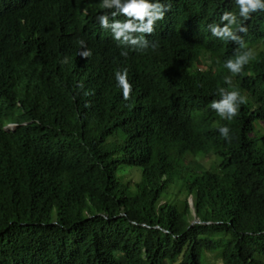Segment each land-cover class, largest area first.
Segmentation results:
<instances>
[{"label":"trees","instance_id":"trees-1","mask_svg":"<svg viewBox=\"0 0 264 264\" xmlns=\"http://www.w3.org/2000/svg\"><path fill=\"white\" fill-rule=\"evenodd\" d=\"M100 2L0 0V264H264V13L228 85L238 45L208 25L230 0H161L142 52L99 26ZM221 87L247 98L231 121L210 108Z\"/></svg>","mask_w":264,"mask_h":264},{"label":"clouds","instance_id":"clouds-1","mask_svg":"<svg viewBox=\"0 0 264 264\" xmlns=\"http://www.w3.org/2000/svg\"><path fill=\"white\" fill-rule=\"evenodd\" d=\"M238 11H224L219 19V23L208 25V31L212 37L225 43H234L238 48L234 50V56L224 62V68L231 74L224 78L225 84L231 85L232 78L243 72L244 67L255 56L251 49H246L247 45L241 34H247L245 21L251 19L253 14L264 13V0H230ZM99 7L103 14L96 17L99 26L111 33L113 41L118 47L132 49L137 52L151 48L153 51L158 48L155 41H149L146 36H151L156 30L158 22L164 20L165 13L170 11V3L161 0H101ZM81 51L79 56L88 59L92 53L87 49L83 40L78 41ZM122 57L127 58L128 51L120 52ZM62 63H68L65 57ZM119 97L125 101L131 98L132 85L128 80V70H117L114 74ZM77 88L82 89V84H77ZM91 93L85 92V95ZM218 100H213L210 104L213 110L222 120L231 121L239 114V108L247 102V98L241 95L239 90L217 89ZM10 129H5L4 126ZM16 123L7 122L2 126L5 132L11 131ZM220 136L230 142V128L220 126L218 128ZM195 219L191 222L193 223Z\"/></svg>","mask_w":264,"mask_h":264},{"label":"rangeland","instance_id":"rangeland-1","mask_svg":"<svg viewBox=\"0 0 264 264\" xmlns=\"http://www.w3.org/2000/svg\"><path fill=\"white\" fill-rule=\"evenodd\" d=\"M11 127H13V124H10L9 127L4 126L5 129H10ZM258 129L264 131V124H259V125H258ZM205 163L208 164V163H209V160H207ZM182 174H183V172H180V173H179V176H181ZM128 176H129V177L132 176L131 179H134V178H135V174H134L133 172H130V173L128 174ZM174 180H175V181H174V183L172 184L173 186L170 185V186L167 188V190H166V193L168 194L167 196H171V194H173L176 190H179L180 180H179L178 178H175ZM180 196H181V195H180ZM193 219H195V218H194V217H191V219L189 218L190 223H192L191 221H192ZM209 260H210L211 263H214V259H212L211 256H209Z\"/></svg>","mask_w":264,"mask_h":264}]
</instances>
